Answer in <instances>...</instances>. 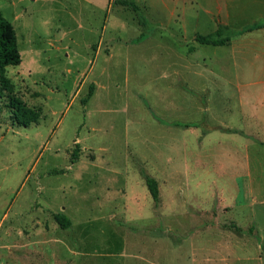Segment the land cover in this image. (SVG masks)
<instances>
[{
	"label": "rangeland",
	"instance_id": "rangeland-1",
	"mask_svg": "<svg viewBox=\"0 0 264 264\" xmlns=\"http://www.w3.org/2000/svg\"><path fill=\"white\" fill-rule=\"evenodd\" d=\"M110 1L0 0L40 115L15 126L0 98V264H264L262 32L203 45L202 8Z\"/></svg>",
	"mask_w": 264,
	"mask_h": 264
},
{
	"label": "trees",
	"instance_id": "trees-1",
	"mask_svg": "<svg viewBox=\"0 0 264 264\" xmlns=\"http://www.w3.org/2000/svg\"><path fill=\"white\" fill-rule=\"evenodd\" d=\"M117 4L124 7H130L135 12L140 11V6L136 4L134 0H120ZM263 26L260 23L248 26L238 32L233 31L230 27L219 26V29L210 35H196V40L203 45L212 46H225L231 42L234 36L241 35L247 32H252L257 29H261ZM22 58L18 50V42L16 36V30L13 25L3 16L0 11V98L7 101L8 107L12 112V120L15 126L29 127L32 124L40 121V115L25 107L24 102L19 100L15 94V87L7 76V69L10 67H16L21 65ZM174 126L188 129L190 127H198L197 124H181L175 123ZM228 133H238L228 130ZM77 145H79L77 143ZM77 153H74L73 163L77 162ZM146 183L150 194L155 203L160 201V191L158 182L152 177H146ZM56 221L63 227L68 229L71 226V221L63 214L55 215ZM230 229L234 230L236 234H242L243 230L236 226H230ZM254 228H250L249 232L253 233Z\"/></svg>",
	"mask_w": 264,
	"mask_h": 264
},
{
	"label": "crops",
	"instance_id": "crops-1",
	"mask_svg": "<svg viewBox=\"0 0 264 264\" xmlns=\"http://www.w3.org/2000/svg\"><path fill=\"white\" fill-rule=\"evenodd\" d=\"M140 8L150 11L151 8L162 7L164 10L168 9L170 13L176 10L177 6L180 4L182 7L195 8L196 10L203 9L206 14L210 16V24L213 26L211 33L216 32L219 26H232L233 22L236 21L235 17L242 16L248 11H255L259 17L264 18V0H134ZM152 2L153 4L149 3ZM113 0L110 1L108 5V10L112 9ZM172 11V12H171ZM120 14V12H119ZM173 16V15H172ZM15 18H18V16ZM217 20V21H216ZM264 20L260 23L263 27L252 32H247L242 35H250L253 32H262V38L264 39ZM257 22V21H256ZM254 22V24H256ZM106 27V26H105ZM252 36V35H251ZM260 39L252 38L250 41H260ZM106 41V40H105ZM100 39L98 48H95V57H98L102 53V46L105 42ZM234 41V40H233ZM254 41V42H255ZM264 41V40H262ZM231 46L232 40L228 45ZM225 46H215V47H225ZM92 48V46H91ZM112 52L109 53V56ZM223 70V67L221 68ZM212 73H215L212 71Z\"/></svg>",
	"mask_w": 264,
	"mask_h": 264
}]
</instances>
